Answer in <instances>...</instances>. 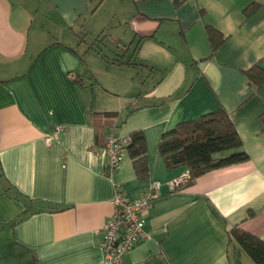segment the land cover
I'll return each mask as SVG.
<instances>
[{
  "label": "crops",
  "instance_id": "crops-1",
  "mask_svg": "<svg viewBox=\"0 0 264 264\" xmlns=\"http://www.w3.org/2000/svg\"><path fill=\"white\" fill-rule=\"evenodd\" d=\"M207 26L224 37L212 55ZM105 36L113 44L97 47ZM120 53L142 66L112 63ZM255 64L264 69V0H0V264H109L114 185L135 199L151 181L161 195L147 237L115 264H255L230 234L264 240V85L244 75ZM219 107L247 161L169 191L186 169L165 167L161 135ZM95 113L116 116L101 129ZM111 126L143 133L148 178L127 154L105 175ZM37 201L54 209L26 211Z\"/></svg>",
  "mask_w": 264,
  "mask_h": 264
},
{
  "label": "trees",
  "instance_id": "trees-1",
  "mask_svg": "<svg viewBox=\"0 0 264 264\" xmlns=\"http://www.w3.org/2000/svg\"><path fill=\"white\" fill-rule=\"evenodd\" d=\"M256 6V3L249 5L243 11L244 14H249ZM205 34L212 55L223 44L224 37L209 26L205 28ZM123 56L120 53L118 56H114L111 62L128 66L138 65L127 60L124 61ZM244 75L248 84L255 89H260L264 85V69L257 64L246 70ZM73 82L82 85L77 75ZM115 116V113H95L92 116V123L102 129L105 127L104 124L112 121ZM128 137L129 143L125 146V154L132 160L136 178L146 179L149 176V166L144 135L141 131H134ZM241 147V139L229 114L224 108L219 107L197 119L180 122L173 129L164 132L158 142L157 150L167 169L179 167L186 169V182L172 190L178 191L190 186L196 179L212 170L247 161L248 157ZM26 207V211H38L43 208L54 209L41 201L35 202L34 205L27 204ZM230 234L255 264H264V240L239 229L237 226L230 231Z\"/></svg>",
  "mask_w": 264,
  "mask_h": 264
},
{
  "label": "built area",
  "instance_id": "built-area-1",
  "mask_svg": "<svg viewBox=\"0 0 264 264\" xmlns=\"http://www.w3.org/2000/svg\"><path fill=\"white\" fill-rule=\"evenodd\" d=\"M74 79V74H69ZM63 131V126L56 125L50 135L45 138L49 145L54 136ZM129 143V137H117L114 135V127L108 128L104 151L107 157L106 175L111 176L119 167L125 156V146ZM187 180V172L173 180L169 185V191L183 185ZM160 183L151 181L149 188L135 199H130L119 187L114 185L111 203L114 207L113 216L107 221L103 229L101 249L104 261L109 264L118 263L121 257L129 252L137 243L147 237L144 231V217L151 203L157 199L160 193Z\"/></svg>",
  "mask_w": 264,
  "mask_h": 264
},
{
  "label": "rangeland",
  "instance_id": "rangeland-1",
  "mask_svg": "<svg viewBox=\"0 0 264 264\" xmlns=\"http://www.w3.org/2000/svg\"><path fill=\"white\" fill-rule=\"evenodd\" d=\"M107 34V33H106ZM103 40L105 41L104 42V45L107 47V45H108V47H110V44L112 45L113 43H112V40H110V36H105L104 38H102L101 40H99V42L97 41L96 43H95V45L98 47L99 45H101L102 46V44H101V42H103ZM99 44V45H98ZM95 50H97L96 48H95Z\"/></svg>",
  "mask_w": 264,
  "mask_h": 264
}]
</instances>
